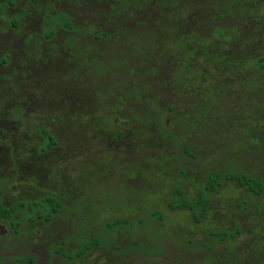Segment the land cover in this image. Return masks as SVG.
<instances>
[{
  "label": "rangeland",
  "instance_id": "1",
  "mask_svg": "<svg viewBox=\"0 0 264 264\" xmlns=\"http://www.w3.org/2000/svg\"><path fill=\"white\" fill-rule=\"evenodd\" d=\"M261 59L264 0H0L7 200L14 191L25 199L61 193L69 210L47 228V241L103 242L75 264H162L144 253L128 257L130 246L163 247L167 264L264 262V192L256 197L225 182L199 225L188 211L167 207L176 187L194 200L213 171L264 182ZM142 96L161 121H140L151 103ZM41 129L60 141L42 156ZM122 218L134 226L110 232L106 225ZM236 229L231 242L210 237ZM15 244L0 255L26 254V239Z\"/></svg>",
  "mask_w": 264,
  "mask_h": 264
},
{
  "label": "flooded vegetation",
  "instance_id": "2",
  "mask_svg": "<svg viewBox=\"0 0 264 264\" xmlns=\"http://www.w3.org/2000/svg\"><path fill=\"white\" fill-rule=\"evenodd\" d=\"M32 3H39V1L29 0ZM10 4H14L13 1H10ZM56 24V23H55ZM13 26V25H12ZM56 26L60 27L58 24ZM55 26V27H56ZM61 29L63 25H61ZM70 28V27H69ZM63 30V29H62ZM55 34V32H54ZM53 136L58 141V146L60 144L59 139L53 134ZM1 137L4 141H10L11 137L2 134ZM38 137L41 140V144L38 147L45 146V139L43 135L38 133ZM56 147L51 149L50 151H46L42 147V152H39L37 149L36 152L39 155H46L47 152H52ZM21 172V171H20ZM18 173V172H17ZM14 178L19 179L18 175L12 173ZM0 179V201L2 205L9 210V214L0 215V254L4 252H9L11 249L15 248L19 245L15 244L19 238L26 239V254L22 256H16L12 260L8 256L4 257L0 255V264H42L39 260V257H44L46 253H49L48 259L45 264H75L76 262L89 257L94 251L95 248H90L88 243L94 241L95 239H91L86 243H81L79 246L76 244L74 247L69 245V242L63 239H60L59 243L56 245H51L46 239V230L47 228H52L56 224V226L61 220L62 217L69 210L68 206L65 202L66 198L62 197L61 193L56 195L43 193L42 196H38L37 198H22L19 196L18 191H14V198L12 201H8L6 197V186L7 180ZM3 182V183H2ZM19 182L14 179V185ZM34 183L30 184V189H35ZM69 199V198H68ZM47 200H52L54 204H48ZM123 219V218H122ZM130 223V226H122V227H133L134 225L126 219H123ZM108 225V224H107ZM106 225V226H107ZM53 229V228H52ZM110 232H114L116 230H109ZM78 234V233H77ZM72 236V235H71ZM75 236L71 239V242ZM99 240V239H98ZM100 241V246L103 245V242ZM97 247V248H98ZM159 248V249H157ZM155 250H145L143 247H125L124 253H129L127 256H132L133 252L144 253V257L149 261L153 259H159L158 261L162 264L163 261V247H157ZM160 250V251H159ZM162 252V253H161ZM10 260V261H9ZM207 262H210L208 259ZM211 261L210 263H212ZM167 264V263H165ZM206 264V262L204 263Z\"/></svg>",
  "mask_w": 264,
  "mask_h": 264
},
{
  "label": "trees",
  "instance_id": "3",
  "mask_svg": "<svg viewBox=\"0 0 264 264\" xmlns=\"http://www.w3.org/2000/svg\"><path fill=\"white\" fill-rule=\"evenodd\" d=\"M33 1H39V0H33ZM124 1H128V0H124ZM222 18H225V15L220 17V19L219 18L215 19V21L216 20L219 21ZM19 26H20L19 21L13 22L14 28L19 29ZM69 27H70L69 24H63L64 29H67ZM54 35H55L54 33L49 34L48 39L52 38ZM184 61L188 63L186 66V70L193 71L194 69L190 64L191 60L188 58L182 59V62ZM261 61L263 62L264 60L261 59ZM260 67L264 68V65H261ZM188 82H189L188 77H186V84ZM177 89L181 90L182 88L177 87ZM142 98L143 100H146V99L150 100L151 103L150 104L147 103V108L144 107L139 111V114L141 115L140 121L142 120L143 121L142 123L144 124H149L152 121L155 123H158L159 121H161V114L159 112L151 110L152 109L151 104L153 103V100L149 96L148 98L142 96ZM39 131H40V134L43 135L45 139V146H43V148L46 151H50L54 147L58 146V141L56 140V138L53 136V134L49 130L41 129ZM183 150H184V153L188 157H191V158L196 157L195 150L193 149V147L184 146ZM225 182H234L239 187H241L242 189H246L247 191H249L251 194H253L256 197L261 196L264 192V182L260 178L251 177L249 175H246L241 172H236V171H230V172H225V173L213 171L208 174L206 178V182L202 190L199 192L198 196L194 200L188 199L186 197L185 191L179 187H176L172 192V198L169 201L167 207L172 212H176L178 210H186L191 214L192 220L196 225L202 224L204 220L206 219L211 206L214 203L215 194L219 191V189L223 186ZM0 198H1V194H0ZM47 203L51 205L54 204L52 200H47ZM9 213H10L9 210L5 208L0 201V215L7 216ZM151 216L154 217V219H156L155 218L156 216L157 217L159 216L158 219H156L159 221L163 219L162 214L159 212H153ZM108 226H111L112 230L114 231L122 226H130V223H128L127 221L123 219H117V220H114L108 223L107 227ZM240 233H241L240 229H236L233 231H227V230L212 231L210 232V237L218 243L231 242L235 240L239 236ZM88 244L90 245V248L93 247L96 249L100 245V241L98 239H95L94 241ZM238 262L239 264H242L240 261ZM258 264H264V262L260 260Z\"/></svg>",
  "mask_w": 264,
  "mask_h": 264
}]
</instances>
